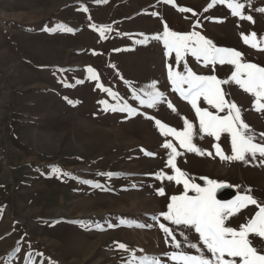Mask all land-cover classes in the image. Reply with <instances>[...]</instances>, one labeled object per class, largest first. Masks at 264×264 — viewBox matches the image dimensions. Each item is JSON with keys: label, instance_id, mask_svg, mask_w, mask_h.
I'll return each mask as SVG.
<instances>
[{"label": "rangeland", "instance_id": "rangeland-1", "mask_svg": "<svg viewBox=\"0 0 264 264\" xmlns=\"http://www.w3.org/2000/svg\"><path fill=\"white\" fill-rule=\"evenodd\" d=\"M210 2L0 0V264H27L23 257L29 252L32 264H129L133 254L156 256L172 264L166 253L176 249L170 238L165 243L158 223L174 229L185 251L198 254L187 248L180 227L162 217L159 222L153 220L166 211L171 195L183 191L182 185L161 182L154 175L161 170L173 174L165 167L167 150L161 147L165 139L173 140L184 152L177 165L195 177V182L203 186L199 177L206 176L229 185L217 191L218 200L231 201L250 188L253 197L264 203V165L260 163L264 157H248L247 163L222 161L213 145L219 143L225 155H230L226 133L219 141L207 135L194 137L193 143L212 155L188 153L173 137H163L154 120L146 118L155 117L180 131V117H184L198 131L194 110L167 79L166 65L177 66L164 55L162 41L135 43L143 38L140 34L150 37L162 32L164 22L173 31H199L216 46L238 50L245 61L264 66V50L244 44L241 38V33L252 32L258 39L264 37V13L255 11L264 7V0H251L250 7L248 0H241L245 14L254 22L232 16L226 5H214L205 12ZM179 7L197 15L181 13ZM198 20L200 26L193 29ZM57 24L75 32L46 31ZM91 25H108L111 30L101 39ZM186 60L197 74L223 79L232 70L230 65H216L213 72L212 65L204 67L190 55ZM89 66L98 73L99 83L117 92L121 103L126 101L137 113L105 111L99 101L110 105L117 101L96 88L97 81L88 79ZM178 70H183L182 64ZM153 81L179 116L166 103L148 108L133 98L132 88H146ZM222 87L228 93L226 99L241 108L242 119L259 141L264 110H254V98L237 85ZM65 97L77 103L73 106ZM199 103L209 107L202 99ZM141 149L156 155L148 156ZM108 172L114 175H99ZM159 187L165 188V196L157 194ZM256 210L249 205L228 223L246 222ZM185 234L210 256L198 234ZM114 242L124 243L128 251ZM253 246L264 247L262 238L253 239Z\"/></svg>", "mask_w": 264, "mask_h": 264}, {"label": "snow or ice", "instance_id": "snow-or-ice-1", "mask_svg": "<svg viewBox=\"0 0 264 264\" xmlns=\"http://www.w3.org/2000/svg\"><path fill=\"white\" fill-rule=\"evenodd\" d=\"M97 2L99 3L100 0H97ZM104 2H107V0H104ZM163 2L172 4L173 0H163ZM218 4L226 5L232 16L254 22L251 15L245 14L246 6L241 0H211L204 11L208 12L213 9L214 5ZM248 6H251V0H248ZM82 11L88 12V9L83 7ZM178 11L181 13L192 12V9L179 7ZM255 11L264 13V7L257 8ZM151 15L156 16L158 14L153 12ZM192 15L196 16L197 14L192 12ZM215 22L223 21L216 19ZM91 26L98 30L101 39L105 38V34L111 30L108 25ZM199 26V20L192 25L193 29ZM57 30L68 33L75 32V29L64 24H57L55 29H46V31ZM140 35L143 38L135 41V43L145 44L150 39L158 42L162 41L165 50L164 55L172 58L174 65L177 66L174 67L173 64L166 65L167 79L171 83L173 91L179 93L180 97L190 104L198 120L197 131L189 119L180 117L183 122V130L178 131L177 128L163 123L160 119L146 116L147 119L154 120L155 126L163 137H173L178 142L179 148L188 153L212 155L211 152L193 143L194 137L199 135V138L203 139L204 135H207L219 141L221 135L226 133L230 137V155H225L219 143L213 145L216 155L222 161H243L247 163L248 157L252 160H255L257 155L264 157V132L259 134L258 141L255 131L242 119L241 108L234 101L226 99L228 93L222 87V85L229 84L237 85L254 98V110H264V66L245 61L242 53L238 50L216 46L211 39L206 38L199 31H173L166 22L163 23L162 32L155 33L150 37L144 34ZM241 38L244 44L264 50L260 48V45L264 44V37L258 39L257 33L252 32L249 35L241 33ZM189 55L195 58L197 62H202L204 67L212 65L213 72L216 65H230L232 66L230 75L221 79L216 74H197L190 68L186 60V56ZM181 64L182 71L178 70V66ZM58 71L67 70L58 69ZM86 71L89 74L88 79L97 81L96 88L117 101L113 105L108 104L106 100L99 101L98 103L104 105L105 111L127 112L130 115L137 113V109L131 107L126 101L121 103L122 97L117 92L99 83L100 78L95 69L89 66ZM77 83H82V81H77ZM64 86L70 87L71 85L65 84ZM129 87H132L131 84H129ZM132 95L140 105L156 108L158 105L166 103L168 109L177 116L180 115L171 101L166 99L165 93L158 89L156 81H153L146 88H132ZM65 99L73 106L77 103L67 97ZM201 99L209 107H201L199 103ZM221 113L224 114L221 115ZM161 147L167 150L165 167L171 169L173 174L168 175L161 170L154 175L161 182L167 180L175 182L176 185H182L183 191L178 195H171L170 202L166 205V211H161L157 216H153V220L159 222L160 217H162L164 221L170 222L171 225L180 227L182 229L180 235L184 238L187 248L198 253L190 254L185 251L181 246V242L174 235V229L166 226L165 223H158L164 234L165 243H169L170 238L171 247L176 249V251L166 253L168 260L172 264H264V247L253 246V239L257 237L262 238V244H264V203L253 197L250 188L244 189L242 194L236 195L235 199L231 201L218 200L216 193L219 189L229 186L226 182L202 176L199 177L200 180L204 181L202 186L200 183L195 182V177L190 176L189 173L178 167L177 158L183 156L184 152L178 150L173 140L165 139ZM141 150L145 151L148 156L156 155L153 152ZM260 163L264 165V159ZM54 172L60 174L58 168L54 169ZM63 175L69 176L70 173H63ZM99 175L112 177L114 174L108 172L99 173ZM82 183L92 184L93 182L84 180ZM95 186L99 187L98 184ZM156 192L162 197L166 195L164 187L157 188ZM190 192L192 195H189ZM249 205H255L258 209L250 219L238 223L236 226L228 223L230 217L235 216L241 209L247 208ZM185 231H194L198 234L199 243L202 244L203 249L210 256L205 255L198 243L191 242ZM250 236L253 239H250ZM114 243L119 249L128 251L124 243ZM15 251L19 252L20 249L17 248ZM31 257L32 253L29 252L23 259L27 264H32ZM129 264H164V262L156 256H136L133 254Z\"/></svg>", "mask_w": 264, "mask_h": 264}]
</instances>
